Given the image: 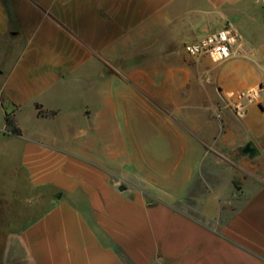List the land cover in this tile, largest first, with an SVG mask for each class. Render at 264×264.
I'll return each mask as SVG.
<instances>
[{
	"label": "crops",
	"instance_id": "obj_1",
	"mask_svg": "<svg viewBox=\"0 0 264 264\" xmlns=\"http://www.w3.org/2000/svg\"><path fill=\"white\" fill-rule=\"evenodd\" d=\"M226 27L224 65L187 55ZM144 99L178 144H102ZM244 130L257 156L205 155ZM0 264H264V0H0Z\"/></svg>",
	"mask_w": 264,
	"mask_h": 264
},
{
	"label": "rangeland",
	"instance_id": "obj_2",
	"mask_svg": "<svg viewBox=\"0 0 264 264\" xmlns=\"http://www.w3.org/2000/svg\"><path fill=\"white\" fill-rule=\"evenodd\" d=\"M208 61L214 67H220L226 63H214L210 59ZM207 82L211 83V80L209 79V81ZM144 101L146 103V106H141L139 102L140 106L138 108V113L134 111L131 117H118L120 132L117 134H111L109 131H107L105 134V143L102 144H113L114 142H116V144H155L156 151L160 150L158 149V144H178V137L176 134H178V132L182 128V125L179 122V118L169 116L164 106L161 104L152 102L149 99H144ZM220 101L221 92L219 94L217 102H214L213 109L210 112V117L208 118V120L206 118H203L204 123L206 119L211 126H218L219 124L221 129L225 131L227 126V119L225 118V115L227 113H230L232 116H229L231 117L233 122L235 121V125L240 128L239 130H241V124L243 120L235 118L231 112L226 111L222 118H218L216 116V109ZM123 104L127 105L126 102H123ZM248 113H250L249 107ZM244 134H246V141L238 138V136L241 135L239 134L232 141H229L225 146L213 143L204 144L205 155H207L208 157L223 156L228 159L234 158L236 162H240L245 158H250V155H245L242 150L247 144L246 142H253L254 144H257L258 134L247 130H244ZM215 137L216 136H214V138ZM220 170H222L221 167Z\"/></svg>",
	"mask_w": 264,
	"mask_h": 264
},
{
	"label": "built area",
	"instance_id": "obj_3",
	"mask_svg": "<svg viewBox=\"0 0 264 264\" xmlns=\"http://www.w3.org/2000/svg\"><path fill=\"white\" fill-rule=\"evenodd\" d=\"M236 36L233 28L226 27L220 31L208 35L206 38L186 45L185 51L194 59L208 57L214 63L227 62L231 55ZM259 89L249 92L221 91V101L216 109V116L222 118L229 111L239 120H244L251 104H258Z\"/></svg>",
	"mask_w": 264,
	"mask_h": 264
},
{
	"label": "water",
	"instance_id": "obj_4",
	"mask_svg": "<svg viewBox=\"0 0 264 264\" xmlns=\"http://www.w3.org/2000/svg\"><path fill=\"white\" fill-rule=\"evenodd\" d=\"M242 151L245 155L250 154L251 156H257L259 153V151L253 146L252 143L247 144Z\"/></svg>",
	"mask_w": 264,
	"mask_h": 264
},
{
	"label": "trees",
	"instance_id": "obj_5",
	"mask_svg": "<svg viewBox=\"0 0 264 264\" xmlns=\"http://www.w3.org/2000/svg\"><path fill=\"white\" fill-rule=\"evenodd\" d=\"M7 123L9 127L13 128L14 133H19V131L14 127V121L10 116L7 117Z\"/></svg>",
	"mask_w": 264,
	"mask_h": 264
}]
</instances>
